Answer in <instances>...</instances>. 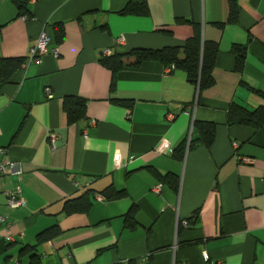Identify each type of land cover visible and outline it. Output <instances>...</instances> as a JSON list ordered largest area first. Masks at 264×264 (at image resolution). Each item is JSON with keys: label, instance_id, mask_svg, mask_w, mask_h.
<instances>
[{"label": "crops", "instance_id": "0c3cea01", "mask_svg": "<svg viewBox=\"0 0 264 264\" xmlns=\"http://www.w3.org/2000/svg\"><path fill=\"white\" fill-rule=\"evenodd\" d=\"M136 1L0 0V62L8 69L25 59L0 78V163L23 169L0 177V215L9 224L0 223V264H29L21 249L54 224L60 234L35 247L41 264H264V125L227 123L232 102L264 106L253 91L264 92V0H233L234 22L231 0H140L145 13L124 10ZM57 24L63 37L50 46L58 56L23 66L29 47ZM193 24L218 45L214 83L201 92L185 71L125 56L182 46ZM243 47L238 72L233 49ZM104 49L124 55L125 65L113 72L102 63ZM66 97L85 101L76 123H68ZM202 121L216 125L213 144L189 146ZM148 168L175 175L177 187ZM110 185L126 196L103 197ZM14 188L24 205L11 209L4 191ZM85 191L87 212H62ZM132 206L133 229L123 217Z\"/></svg>", "mask_w": 264, "mask_h": 264}, {"label": "trees", "instance_id": "16d2710c", "mask_svg": "<svg viewBox=\"0 0 264 264\" xmlns=\"http://www.w3.org/2000/svg\"><path fill=\"white\" fill-rule=\"evenodd\" d=\"M136 7H131L130 3L126 5L124 10L138 11L137 13H145V3L137 0ZM133 3V4H135ZM19 6L22 7L24 2L20 1ZM124 12V11H123ZM237 6L233 0L229 2V15L227 22H234L237 20ZM218 27H222L223 23L215 24ZM192 34L185 40L182 46H169L161 49H144L136 48L125 54L134 57V65H139L144 61H156L161 63L164 67L174 65V69H179L186 72L188 82L198 85L199 92L205 88H209L214 83L212 71L215 63V56L218 52L217 43L209 40H205L202 35L200 25L193 24ZM52 41L58 43L63 37V28L60 24L55 26V33L53 34ZM236 52L235 70L241 71L245 56V49L234 48ZM124 56V55H123ZM122 55H111L102 58V63L113 69V72L119 68H122L125 63L123 62ZM25 61L24 58L15 60L13 65H8V69L5 68L3 61L0 62V78L2 82L6 81L13 69L19 68L20 64ZM114 81V79H113ZM255 93L264 98V92L253 89ZM118 103L128 105L126 102L119 101ZM85 101L66 97L63 100V109L67 114L68 123H76L79 119L85 115ZM227 123L229 124H243L254 129H258L264 125V106H259L253 109H248L240 104L232 102L227 111ZM194 126L197 130V137L190 141L192 146L195 143H200L206 147H210L215 139L216 125L213 122H195ZM176 155L181 158L184 151L183 147L179 146L175 149ZM148 170L159 180L168 181L174 188L178 185V179L171 173L161 174L154 168H148ZM91 191H85L82 195L65 200L62 206V212L65 214H71L75 212H87L91 206L90 201ZM101 194L108 200H115L126 196L124 189L117 190L113 186H108L101 190ZM136 207H130L125 213L124 222L125 226L133 229L136 226L134 214ZM195 214L191 217V219ZM6 225V221L2 222ZM61 230L57 224L51 225L44 230L38 232L35 236V242L31 245H25L20 253L29 254V264H41L38 255L34 252L35 247L43 242L49 241L60 234ZM7 239V236L5 237ZM8 240V239H7ZM8 241H13L8 240Z\"/></svg>", "mask_w": 264, "mask_h": 264}, {"label": "built area", "instance_id": "2783aa9c", "mask_svg": "<svg viewBox=\"0 0 264 264\" xmlns=\"http://www.w3.org/2000/svg\"><path fill=\"white\" fill-rule=\"evenodd\" d=\"M28 18V15L23 14L22 19L26 20ZM51 42V36L43 31L39 38L37 39L36 43L33 46H30L28 49V57L26 63L22 64L23 66L26 65L29 61L32 60H37L39 57L45 54H52L54 57L58 56V49L56 46H50ZM110 51L108 49H104L103 55L107 56L109 55ZM172 68H174V65L165 67V72L168 73ZM47 93L50 95V90L47 88L46 89ZM170 116V115H169ZM171 118V116H170ZM51 143L54 142L55 140V134L52 133L49 136ZM0 152H2V149H0ZM245 162H252L253 159L244 157L242 158ZM22 165L21 163H18L16 161H10V160H4L0 163V177L7 175V174H12V175H20L22 173ZM159 185L155 186V191L159 190ZM4 195L6 198V205L11 208H18L24 205V200L20 195V189L19 188H14L10 190H5ZM101 198V197H99ZM5 222V219L2 215H0V223ZM182 225L187 226L188 221L187 220H182L181 221ZM9 224L6 223V226ZM8 240H12V237L10 235H7ZM203 259L206 261L208 259V256L206 253H203ZM13 264H21L19 261H15ZM184 264V263H182Z\"/></svg>", "mask_w": 264, "mask_h": 264}]
</instances>
